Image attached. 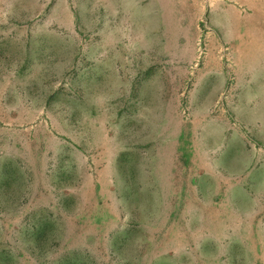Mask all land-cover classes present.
I'll use <instances>...</instances> for the list:
<instances>
[{
  "label": "rangeland",
  "instance_id": "374dc122",
  "mask_svg": "<svg viewBox=\"0 0 264 264\" xmlns=\"http://www.w3.org/2000/svg\"><path fill=\"white\" fill-rule=\"evenodd\" d=\"M263 190L264 0H0V264H264Z\"/></svg>",
  "mask_w": 264,
  "mask_h": 264
},
{
  "label": "crops",
  "instance_id": "0c3cea01",
  "mask_svg": "<svg viewBox=\"0 0 264 264\" xmlns=\"http://www.w3.org/2000/svg\"><path fill=\"white\" fill-rule=\"evenodd\" d=\"M169 187L170 185L168 182L166 191L170 189ZM238 192L242 193V196L247 197V202L249 201V197L251 194L249 193L248 190H238L236 193ZM169 193L170 192L168 190V194ZM236 193L233 190L232 191L228 190V192L226 191L225 193H221V191H217L216 195H219V196L220 195H230V196L235 197ZM235 201L237 200L231 199L230 201L228 202L226 201L225 203H222V204H219L217 201L215 202L214 209H215V214H216L217 219L222 220L223 218H225V221H227L228 219L229 222L225 226L219 223H217L216 225H213V227L211 228V232H210L211 238L212 237L217 238V233H218V236H221L224 234L228 241V244L231 245L230 252L237 253L235 254L234 258L238 256V258H241V259H245V260L252 259L254 261H258L259 255L256 254L258 252V248L257 246H255L256 245L255 243L257 241L256 238L260 236V233L263 236L264 227L261 226L260 228L258 225L255 224L256 221L254 220L256 219V216L251 214L253 213V211L251 212L249 210H246V211H243L242 213L240 212L241 214H239V211L235 210V205H234ZM228 208H232V209L225 212V210H227ZM178 211L180 210L172 211V213L174 212V217L176 215H179L177 217V221L178 219H180V217L187 215V213L183 210H181L180 213ZM223 212H225L224 215L222 214ZM172 213L170 214V217H172ZM221 227L222 229L224 227V232H220V231L218 232V229L220 230ZM175 228H178V226L177 227L175 226ZM197 242L199 243L202 242L204 244L206 243L205 240H200ZM214 242L217 243L218 241L216 240ZM162 243H163V251H165V253L173 251L175 255H180L183 251H186L188 249L187 241L185 237L183 238V235H181L179 229L177 230V232L173 229L168 230L167 237L163 238ZM192 244L193 246L189 250L194 251L198 248L199 245L194 240ZM250 244L253 245L252 249L250 248Z\"/></svg>",
  "mask_w": 264,
  "mask_h": 264
}]
</instances>
